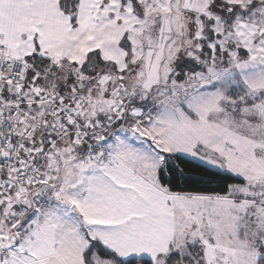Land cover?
<instances>
[{"label":"snow or ice","instance_id":"snow-or-ice-1","mask_svg":"<svg viewBox=\"0 0 264 264\" xmlns=\"http://www.w3.org/2000/svg\"><path fill=\"white\" fill-rule=\"evenodd\" d=\"M0 264H264V0H0Z\"/></svg>","mask_w":264,"mask_h":264}]
</instances>
